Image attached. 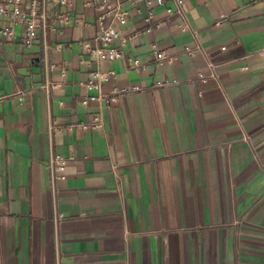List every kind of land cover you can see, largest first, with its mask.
<instances>
[{
  "label": "crops",
  "instance_id": "1",
  "mask_svg": "<svg viewBox=\"0 0 264 264\" xmlns=\"http://www.w3.org/2000/svg\"><path fill=\"white\" fill-rule=\"evenodd\" d=\"M110 2L1 40L0 264H264V0Z\"/></svg>",
  "mask_w": 264,
  "mask_h": 264
},
{
  "label": "built area",
  "instance_id": "2",
  "mask_svg": "<svg viewBox=\"0 0 264 264\" xmlns=\"http://www.w3.org/2000/svg\"><path fill=\"white\" fill-rule=\"evenodd\" d=\"M99 2V14L97 17L98 32L95 35V39L98 40L101 45L92 46L89 40L83 42V49L92 53L98 59H116L121 57L122 53L113 46L112 41L117 36V30L112 23H105V19L110 17L111 21L116 20L119 23L126 21L125 12L120 9V3L116 2L115 5L110 0H97ZM75 0H0V44L2 38L14 39L18 34L16 27H21V40L25 47H30L38 37V33L42 30L43 34L50 25L51 21L55 20V16L48 10L47 5L49 3L55 5H65L72 7ZM178 6H181L182 0H175ZM164 3V0H145L147 17L150 18L153 15L154 7L160 6ZM111 8V9H110ZM167 12H172L170 6L166 7ZM180 11V10H179ZM64 19H69L68 15L64 16ZM181 28H184L186 22H181ZM188 52H191V48L186 46ZM264 54V47L260 50ZM156 60L158 63H162L167 56L162 50L155 52ZM169 59V58H168ZM134 65H138L139 61L135 58L132 60ZM96 76V80L87 83L90 88L99 89V78L101 75L99 72H93ZM133 88H138L134 86ZM118 90L111 92L106 96L90 95L82 98L83 103H87L89 100L104 98L106 102H110L116 99ZM96 123L100 125V118ZM65 159L59 155H51L49 165L51 170L58 169L62 171L64 169Z\"/></svg>",
  "mask_w": 264,
  "mask_h": 264
}]
</instances>
